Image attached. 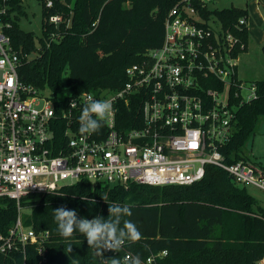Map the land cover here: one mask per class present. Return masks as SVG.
I'll list each match as a JSON object with an SVG mask.
<instances>
[{
    "label": "built area",
    "instance_id": "2783aa9c",
    "mask_svg": "<svg viewBox=\"0 0 264 264\" xmlns=\"http://www.w3.org/2000/svg\"><path fill=\"white\" fill-rule=\"evenodd\" d=\"M214 1L182 0L171 8L162 44L127 67L120 89H108L103 97L84 91L61 102L20 75L41 47L31 53L16 48L9 33L16 12L10 0H0V199L15 200L18 208L14 224L0 234V264H28L29 248L37 264L49 261L50 232L25 224L22 202L82 179L125 188L191 185L212 164L239 186L264 190V167L249 159L227 163L221 150L234 138L236 111L256 97V85L238 76L239 56L248 44L202 14ZM46 5L52 7L53 0ZM49 21L59 24L62 16ZM237 26L248 28L249 15ZM54 39L52 34L49 44ZM89 98L111 101L113 113L99 133L84 136L78 117ZM124 107L138 112L126 116Z\"/></svg>",
    "mask_w": 264,
    "mask_h": 264
},
{
    "label": "trees",
    "instance_id": "16d2710c",
    "mask_svg": "<svg viewBox=\"0 0 264 264\" xmlns=\"http://www.w3.org/2000/svg\"><path fill=\"white\" fill-rule=\"evenodd\" d=\"M39 1L43 17L38 37L18 22V14L26 13L23 0H10V11L16 15L9 33L16 48L31 53L37 48L36 39L41 47L24 62L20 75L37 88H48L56 101L66 102L84 91L100 95L105 89H120L127 80V67L162 44L166 17L182 0H53L52 7H47V0ZM201 12L249 43V29L237 26L249 15L247 7L210 4ZM57 14L62 21L51 23L49 17ZM52 34L57 39L49 44ZM254 82L256 97L239 106L235 136L221 149L227 163L248 160L244 148L264 119V78ZM134 112L138 110L123 108L126 116ZM102 197L108 203L128 205L132 216L124 219L133 221L142 233L139 242H126L120 252L105 251L104 259L123 261L130 252L144 261L155 255L152 264H264V207L247 187L212 164L204 178L191 185L132 183L125 188L82 179L54 193L26 197L25 224L51 235L46 264H102L79 232L70 240L59 235L53 212L65 205L77 210L78 217L107 218L108 203ZM17 215L15 200L0 199V234L8 232ZM164 250L167 254L159 255ZM29 252L28 264H37L36 252L32 248Z\"/></svg>",
    "mask_w": 264,
    "mask_h": 264
},
{
    "label": "clouds",
    "instance_id": "9594fccd",
    "mask_svg": "<svg viewBox=\"0 0 264 264\" xmlns=\"http://www.w3.org/2000/svg\"><path fill=\"white\" fill-rule=\"evenodd\" d=\"M76 106L73 101L71 107L75 108ZM112 113L113 104L111 101L104 98H89V102L82 106L81 114L78 117L79 133L84 136L99 133L102 122ZM102 198L107 202L104 197ZM82 199L87 198L82 197ZM88 202L96 203L95 200ZM53 212L59 235L70 240L75 233L79 232L86 238L88 247L94 249L95 255L102 258V264H145L140 254L126 255L123 261L120 257L104 259L105 251L120 252L126 242H139L142 239V233L137 225L130 219H124L132 216L131 208L128 205L108 203L107 218L100 215L92 219L78 217L77 210L68 209L65 205L53 209ZM67 251L68 253L72 252L71 244Z\"/></svg>",
    "mask_w": 264,
    "mask_h": 264
},
{
    "label": "rangeland",
    "instance_id": "374dc122",
    "mask_svg": "<svg viewBox=\"0 0 264 264\" xmlns=\"http://www.w3.org/2000/svg\"><path fill=\"white\" fill-rule=\"evenodd\" d=\"M259 5L256 0H215L211 6L224 8L230 6L249 5V14L251 19L250 40L248 47L240 54L238 64V76L241 80L251 82L264 78V0H260ZM24 15L18 14L20 26L33 31L39 37L41 35L42 25V4L39 0H23ZM36 47H40V41L36 39ZM249 91H244L248 95ZM244 152L249 160L264 167V119H261L254 136L249 140L244 148ZM247 190L253 194L259 204L264 207V190L249 186Z\"/></svg>",
    "mask_w": 264,
    "mask_h": 264
},
{
    "label": "crops",
    "instance_id": "0c3cea01",
    "mask_svg": "<svg viewBox=\"0 0 264 264\" xmlns=\"http://www.w3.org/2000/svg\"><path fill=\"white\" fill-rule=\"evenodd\" d=\"M261 1L260 0H256V3L259 5V3H260ZM249 6V5H248ZM248 9H249V7H248ZM263 20V19H262ZM263 22V24H264V21H262ZM250 25H251V19H250V14H249V27H248V29H249V31H250ZM249 44V43H248ZM264 46V45H263ZM248 47V46H247Z\"/></svg>",
    "mask_w": 264,
    "mask_h": 264
},
{
    "label": "water",
    "instance_id": "95a60500",
    "mask_svg": "<svg viewBox=\"0 0 264 264\" xmlns=\"http://www.w3.org/2000/svg\"><path fill=\"white\" fill-rule=\"evenodd\" d=\"M108 92V89H105L101 92L100 96L103 97Z\"/></svg>",
    "mask_w": 264,
    "mask_h": 264
}]
</instances>
